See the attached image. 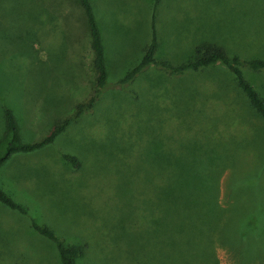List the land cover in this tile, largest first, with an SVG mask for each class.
<instances>
[{
	"label": "rangeland",
	"instance_id": "1",
	"mask_svg": "<svg viewBox=\"0 0 264 264\" xmlns=\"http://www.w3.org/2000/svg\"><path fill=\"white\" fill-rule=\"evenodd\" d=\"M89 1L103 38V88L89 70L91 36L79 7L60 4L62 10L49 12L48 0H0V137L6 108L23 143L71 118L53 142L18 151L0 167L2 189L24 210L0 202V264H62L33 221L66 246L81 247L74 264H132L134 236L140 233L147 252L164 237L165 205L153 210L146 198L151 163L164 151L171 162L161 170L160 190L178 193L182 176L212 175L215 166L229 164L246 172L264 161V120L225 65L175 74L150 64L118 83L142 59L154 15L155 61L186 64L196 47L215 44L238 58L264 98V70L244 64L264 62V0H158L154 11V0ZM220 173L225 206L232 174ZM218 256L221 264H238L224 247Z\"/></svg>",
	"mask_w": 264,
	"mask_h": 264
},
{
	"label": "trees",
	"instance_id": "2",
	"mask_svg": "<svg viewBox=\"0 0 264 264\" xmlns=\"http://www.w3.org/2000/svg\"><path fill=\"white\" fill-rule=\"evenodd\" d=\"M48 2L46 8L49 12H54L55 8L62 10L57 5L63 4L64 6V4L70 3L74 5L72 7H79L82 10L87 25L86 29L91 36L92 58L89 70H91L96 87L103 88L107 78L104 45L90 1L55 0L52 2V0H48ZM25 27L29 26L25 25ZM151 34V42L144 51L142 59L120 78L119 84L130 82L150 64L160 66L175 74L184 71H198L211 65L223 64L232 71L238 87L255 109L256 114L264 120V98L244 77L238 67L240 61L237 57L227 56L225 50L220 46L205 43L196 47L193 60L186 64L175 66L155 61L154 54L158 49V34L154 25V15L152 16ZM244 64L254 70H264V62L260 60ZM91 101L92 97L90 101L88 100L87 105H90ZM84 104L86 103L80 105L79 111L84 107ZM4 115L5 129L0 137V167L12 154L18 151L29 152L53 142L71 121V118L62 121L39 141L23 143L19 138L17 119L13 111L6 108ZM168 156L169 152L164 151L156 160L152 161L151 170L153 173L150 178L152 192L146 197L153 210H155L156 204L164 203L165 205L164 237L157 242L159 247L156 246L151 252H147V249L142 251L140 247V233L134 236L136 238L134 245L137 251L136 255L135 253L132 255V264H221L218 256L219 247L226 248L238 264H264V194L259 191V189H264V161L250 164L249 170L246 172L233 168L229 164L228 167L215 166L212 168V175L182 176L180 181L183 190L178 193L174 189L160 190V184L165 178V175L161 174V170L171 162V158ZM62 157L69 161L73 168L80 166L75 156L63 154ZM226 168L232 174L233 193L231 202H227L224 206L219 198V179L220 170ZM177 196H179L178 201ZM192 200L198 202L190 203ZM0 202L10 209L24 212L22 207L18 206L2 188H0ZM32 227L53 242L59 252L62 264L75 263V257L82 250L80 246H66L51 229L38 225L34 221Z\"/></svg>",
	"mask_w": 264,
	"mask_h": 264
},
{
	"label": "crops",
	"instance_id": "3",
	"mask_svg": "<svg viewBox=\"0 0 264 264\" xmlns=\"http://www.w3.org/2000/svg\"><path fill=\"white\" fill-rule=\"evenodd\" d=\"M158 4V0H154V6H153V11L156 9V5ZM95 16V15H94ZM153 16V15H152ZM96 19V18H95ZM97 22V21H96ZM152 22V21H151ZM98 26V25H97ZM100 32V31H99ZM150 34H151V31H150ZM101 36V35H100ZM151 38H152V34H151ZM103 40V38H102ZM151 42V40H150ZM150 44V43H149ZM158 45H159V42H158ZM156 52V51H155ZM0 188H3L1 185H0Z\"/></svg>",
	"mask_w": 264,
	"mask_h": 264
}]
</instances>
